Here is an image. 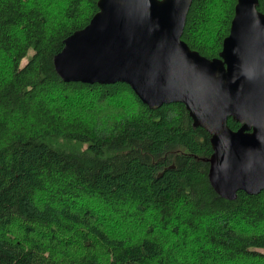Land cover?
Returning <instances> with one entry per match:
<instances>
[{"label":"trees","instance_id":"obj_1","mask_svg":"<svg viewBox=\"0 0 264 264\" xmlns=\"http://www.w3.org/2000/svg\"><path fill=\"white\" fill-rule=\"evenodd\" d=\"M235 1L192 0L181 39L217 56ZM96 11L0 0V264H264V189L214 190L210 134L182 103L57 74Z\"/></svg>","mask_w":264,"mask_h":264},{"label":"water","instance_id":"obj_2","mask_svg":"<svg viewBox=\"0 0 264 264\" xmlns=\"http://www.w3.org/2000/svg\"><path fill=\"white\" fill-rule=\"evenodd\" d=\"M192 0H97L62 40L53 64L64 81L127 83L150 108L180 102L210 134L208 179L232 199L264 189V12L236 0L217 56L181 39ZM231 117L240 124L227 125Z\"/></svg>","mask_w":264,"mask_h":264},{"label":"flooded vegetation","instance_id":"obj_3","mask_svg":"<svg viewBox=\"0 0 264 264\" xmlns=\"http://www.w3.org/2000/svg\"><path fill=\"white\" fill-rule=\"evenodd\" d=\"M228 118H231V117H228ZM228 118H227V119H228ZM231 119H232V118H231ZM232 120H233V119H232ZM233 121H234V120H233ZM235 122H236V121H235ZM237 123H238V122H237ZM238 124H239V123H238ZM239 126H240V124H239ZM239 126H238V127H239Z\"/></svg>","mask_w":264,"mask_h":264}]
</instances>
